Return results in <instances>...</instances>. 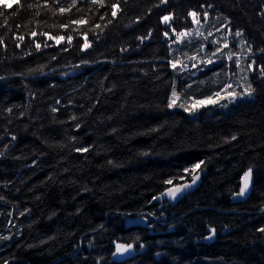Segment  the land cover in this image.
Masks as SVG:
<instances>
[{
	"label": "trees",
	"instance_id": "obj_1",
	"mask_svg": "<svg viewBox=\"0 0 264 264\" xmlns=\"http://www.w3.org/2000/svg\"><path fill=\"white\" fill-rule=\"evenodd\" d=\"M3 3L0 264H264V0ZM173 84L184 107H167ZM249 84L246 100L184 110ZM200 160L184 197L155 200Z\"/></svg>",
	"mask_w": 264,
	"mask_h": 264
},
{
	"label": "snow or ice",
	"instance_id": "obj_2",
	"mask_svg": "<svg viewBox=\"0 0 264 264\" xmlns=\"http://www.w3.org/2000/svg\"><path fill=\"white\" fill-rule=\"evenodd\" d=\"M166 2H167V0H162V3H166ZM16 3H17V5H19L20 4V0H16ZM91 3L92 4L100 3L101 5H103L104 0H91ZM75 5H76V0H72V5L71 6L74 7ZM27 6L28 7H32V5H27ZM0 7L7 8V5L3 3V0H0ZM111 7L113 9H116V5L115 4H113ZM67 10L68 9H66L64 7H61L59 9V11L61 13L65 12ZM9 14L15 15L14 12H12V13H5L4 11H0V17H5V19L3 21V24H0V27H3L5 25H7V15H9ZM112 15L113 16L116 15V11L115 10L112 12ZM188 15L191 16V17H193V22H197L196 21V17L198 16V13L196 11H190L188 13ZM204 15L206 17L207 16V13H204ZM170 20H171V16L166 15V16H163L162 17V22L165 23V24H168L169 27H171V25L169 24V21ZM86 22L87 21L83 20L82 18L81 19H77L75 21H71V23H76V24H82V23H86ZM16 27H19V25H17ZM96 27L98 28V27H100V25H96ZM8 30L11 31L12 30L11 27H9ZM32 35L35 36L36 33L33 32ZM150 35H151V33H149V36ZM164 35L167 37L168 36V32L165 31L164 32ZM183 35H184L183 32L179 33V36H183ZM241 35H242V33L239 32V31H237L235 33V36H237V37H239ZM145 38L146 37H141L140 39L143 40ZM16 39H17V41H19V43L16 44V47L19 48L20 47V44L23 43V41H24V36L23 35H19V36L16 37ZM49 39H55L59 43L60 41H62L64 39V37L63 36H59V35L58 36H55V37L50 36ZM67 41H68L69 44H71V42H72L71 35H69L67 37ZM240 43L243 44L244 41L241 40ZM3 44H4V38L3 37H0V45H3ZM48 46L49 45L45 44V47H48ZM88 47H90V45L86 41L85 44L82 46V49L83 48H88ZM36 49L37 50L40 49V44L39 43L36 44ZM64 50H67V49H64ZM262 51H264V50H262ZM27 54L28 55H31V52H28ZM53 58H55V57H53ZM229 59H231V56H229ZM253 63H255V61H253L252 63H249L248 64V68H252V64ZM172 67L175 68L176 67V64L175 63H172ZM237 67H239L238 64H237ZM260 75H261L262 78H264V68H261L260 69ZM0 78H2V77H0ZM189 87H191V86L189 85ZM231 87H232V84L231 83H228V84H226L224 86V88L221 89V91H224V89L231 88ZM221 91H217L216 93H214V95L216 97H219L221 95ZM245 91H246V94L247 95L251 96L252 93H253V91H254V89L252 88L251 84H249ZM180 95H182V94L177 92L176 87L173 84L172 91H171V96L169 97L167 107L170 108V109L173 108V107H176V106L184 107V103H181L180 105H177L176 104V101L179 99ZM229 95L232 96L233 99H235V97H236L237 94L233 92V93H229ZM206 102L215 103L216 101L213 100V97L212 96L205 97L204 100H198V101H196V103H198V104H204ZM223 106H226V105H223ZM184 110L185 111H188L189 109L187 107H185ZM8 111L11 112L12 110L11 109H8ZM52 111L53 112H56L57 109L53 108ZM72 119L75 120L77 118L75 116H73ZM236 138L237 137L235 135H233L231 137L232 140H235ZM12 139L15 140L16 137L13 136ZM76 151H78V152H87L88 151V148L87 147H85V148H78V149H76ZM0 154H2V153H0ZM109 163H112V162L109 161ZM202 164H204V161L203 160H200L198 162H195V163L191 164L190 167L184 168L183 169V172L186 173V174H190L191 175V183H184V184H180L178 186L172 187V188H170L167 191L166 195L170 199L176 200L180 194H182L186 189H188L192 185H194L197 182V180L199 179V175L197 174V170L201 168V165ZM252 171L253 170L251 168H249L248 171H246L243 174V177H242V186L240 187L239 192L236 194L237 196L243 197L244 195H246V193L248 191V188H249V183H250V180H251ZM178 179L182 180L183 179V176L178 177ZM165 183L171 185V184H173V180L172 179L166 180ZM0 199H2V197H0ZM258 231L264 232V228H260V229H258ZM210 233L212 235H214L215 234V229L214 228H210ZM212 235H210L208 238L211 239L212 238ZM0 239H8V237H2V236H0ZM128 247H130V245L129 246H126V245H123V244H117L116 245V250H117V252L126 251Z\"/></svg>",
	"mask_w": 264,
	"mask_h": 264
},
{
	"label": "water",
	"instance_id": "obj_3",
	"mask_svg": "<svg viewBox=\"0 0 264 264\" xmlns=\"http://www.w3.org/2000/svg\"><path fill=\"white\" fill-rule=\"evenodd\" d=\"M184 183H191L190 181H186V182H183V183H180V184H184ZM180 184H176V185H172L168 188H166L163 192H161L160 194H158L155 198V200L157 202H162V201H167L168 203H171V204H176L182 197H184L192 188V186L188 189H186L182 194H180L178 196V198L176 200H172L170 199L166 193L167 191L172 188V187H175V186H178ZM242 186V179H241V183H240V187ZM251 186H252V178L250 180V183H249V188H248V191L246 193V195H244L243 197L241 196H237L236 194L232 197V201L233 203H238V202H243L247 199V197L249 196L250 194V191H251ZM240 190V188H239ZM239 192V191H238ZM143 218L140 217V216H133L129 219V225L130 226H138V227H146V223L142 220Z\"/></svg>",
	"mask_w": 264,
	"mask_h": 264
},
{
	"label": "rangeland",
	"instance_id": "obj_4",
	"mask_svg": "<svg viewBox=\"0 0 264 264\" xmlns=\"http://www.w3.org/2000/svg\"><path fill=\"white\" fill-rule=\"evenodd\" d=\"M6 1L10 4L14 0H6ZM242 88L246 90L247 87H246V85H242ZM245 90L243 92H239L236 95L235 99H233L232 96L229 97V96H227V94L221 93V95L219 97H216V96L213 97V100L216 101L215 103H218L221 99L226 98V97L228 98V102H235V101L246 100L248 97H247V94H246V91ZM198 100H204V98L203 99H198ZM198 100L191 101V103H190L191 108H188L189 109L188 112L190 114L192 113L193 110L194 111L197 110L200 106H206V105H210V104L211 105L212 104H215V103H210V102H206L204 104H198V103H196V101H198ZM130 252H131L130 247H128L126 251L117 252V250H116V257L117 258L124 257L126 255H129Z\"/></svg>",
	"mask_w": 264,
	"mask_h": 264
}]
</instances>
